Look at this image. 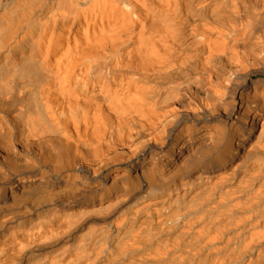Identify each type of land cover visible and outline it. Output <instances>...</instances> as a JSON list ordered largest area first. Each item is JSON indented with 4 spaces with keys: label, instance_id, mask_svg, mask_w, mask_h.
I'll use <instances>...</instances> for the list:
<instances>
[{
    "label": "bare ground",
    "instance_id": "bare-ground-1",
    "mask_svg": "<svg viewBox=\"0 0 264 264\" xmlns=\"http://www.w3.org/2000/svg\"><path fill=\"white\" fill-rule=\"evenodd\" d=\"M0 264H264V0H0Z\"/></svg>",
    "mask_w": 264,
    "mask_h": 264
}]
</instances>
